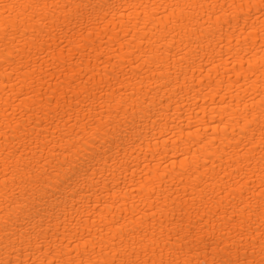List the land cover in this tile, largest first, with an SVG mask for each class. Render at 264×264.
<instances>
[{"label":"bare ground","instance_id":"1","mask_svg":"<svg viewBox=\"0 0 264 264\" xmlns=\"http://www.w3.org/2000/svg\"><path fill=\"white\" fill-rule=\"evenodd\" d=\"M113 260L264 264V0H0V264Z\"/></svg>","mask_w":264,"mask_h":264},{"label":"snow or ice","instance_id":"2","mask_svg":"<svg viewBox=\"0 0 264 264\" xmlns=\"http://www.w3.org/2000/svg\"><path fill=\"white\" fill-rule=\"evenodd\" d=\"M69 23H71V21H69ZM102 147H103V146H102ZM92 159H94V157H93ZM89 163H90L89 160H85V161H83V164H89ZM73 179H74V177H73L72 175H69V176H68V186H69V187L71 186V182H72ZM52 195L55 197V196H56V193H53ZM37 214H39V213H37ZM179 234H180V233L177 232V236H179ZM189 235H191V233H189ZM185 239H187V237H185ZM49 264H56V262H55V261H50ZM111 264H116V261L113 260V261L111 262ZM119 264H129V262H128V261H124V260H120ZM135 264H139V261L135 262ZM145 264H146V262H145ZM161 264H163V262H161Z\"/></svg>","mask_w":264,"mask_h":264}]
</instances>
